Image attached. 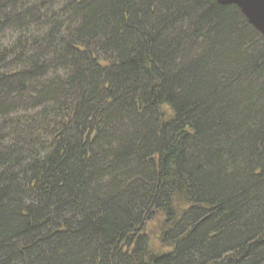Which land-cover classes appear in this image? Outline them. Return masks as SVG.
Wrapping results in <instances>:
<instances>
[{"label":"trees","instance_id":"16d2710c","mask_svg":"<svg viewBox=\"0 0 264 264\" xmlns=\"http://www.w3.org/2000/svg\"><path fill=\"white\" fill-rule=\"evenodd\" d=\"M0 264H264V35L237 6L0 0Z\"/></svg>","mask_w":264,"mask_h":264},{"label":"water","instance_id":"95a60500","mask_svg":"<svg viewBox=\"0 0 264 264\" xmlns=\"http://www.w3.org/2000/svg\"><path fill=\"white\" fill-rule=\"evenodd\" d=\"M217 3L238 7L246 21L264 35V0H215Z\"/></svg>","mask_w":264,"mask_h":264},{"label":"rangeland","instance_id":"374dc122","mask_svg":"<svg viewBox=\"0 0 264 264\" xmlns=\"http://www.w3.org/2000/svg\"><path fill=\"white\" fill-rule=\"evenodd\" d=\"M148 226L150 229H153L154 227L157 226V221L150 222Z\"/></svg>","mask_w":264,"mask_h":264}]
</instances>
